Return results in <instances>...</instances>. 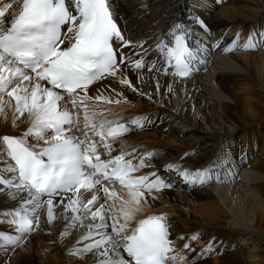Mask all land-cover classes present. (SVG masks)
Segmentation results:
<instances>
[{"label":"snow or ice","instance_id":"6c2138e0","mask_svg":"<svg viewBox=\"0 0 264 264\" xmlns=\"http://www.w3.org/2000/svg\"><path fill=\"white\" fill-rule=\"evenodd\" d=\"M19 5L11 13L13 3L0 6V101L4 95L14 100L15 112L28 123L22 133L0 134V199L9 202L0 208V223L19 233L0 231V248L18 246L24 234L40 228L45 213L47 224L63 223L61 235L79 232L70 254L91 264H181L184 253L176 249L163 215L133 223L140 205L171 184L156 173L136 175L147 167L143 155L112 143L131 126L143 128L148 118L109 119L95 102L120 101L103 92L88 95L90 86L128 67L123 49L134 47L117 22L114 0H19ZM189 37L183 23L175 24L157 38L156 61L144 59L146 49L132 51L135 69L189 77L198 71L200 54ZM244 47L264 48V32L253 33ZM118 82L139 91L129 79ZM101 148L117 154L101 159ZM223 163L213 159L203 168L176 170L189 183L203 185L220 180ZM117 183L129 190L132 203L121 201L114 211ZM184 249L194 251L189 243Z\"/></svg>","mask_w":264,"mask_h":264},{"label":"bare ground","instance_id":"6f19581e","mask_svg":"<svg viewBox=\"0 0 264 264\" xmlns=\"http://www.w3.org/2000/svg\"><path fill=\"white\" fill-rule=\"evenodd\" d=\"M7 3L15 5L10 13L20 6L19 0H3L0 6ZM114 7L134 47L123 49L128 67L115 79L94 84L88 95L103 92L120 101L95 102L109 119L148 118L143 128L131 126L130 134L112 143L116 149L134 148L145 157L142 171L155 172L171 184L154 191L146 206L140 205L133 223L163 215L170 238L189 264H264V48L244 47L253 33L264 32V0H114ZM180 22L193 46L199 45L198 71L182 78L136 70L132 51L146 49L144 59L156 61L157 38ZM120 79L131 80L139 91ZM3 108L9 109L4 117L12 118L7 123L0 118V134L22 133L28 123L15 112V101L4 95ZM215 154L227 159L217 169L220 180L192 184L176 170L206 167ZM104 158L110 155L102 148ZM116 191L114 211L121 201L132 203L128 189L116 186ZM8 207L9 202L0 199V208ZM62 232L60 220L47 224L41 213L40 228L31 232L37 241L32 250L30 245L8 244L0 248V264H91L86 257L70 254L79 232ZM185 243L194 251L185 250Z\"/></svg>","mask_w":264,"mask_h":264},{"label":"rangeland","instance_id":"374dc122","mask_svg":"<svg viewBox=\"0 0 264 264\" xmlns=\"http://www.w3.org/2000/svg\"><path fill=\"white\" fill-rule=\"evenodd\" d=\"M187 10V9H186ZM200 17V16H199ZM201 18V17H200ZM202 19V18H201ZM7 110H9V109H5V108H3V109H1L0 110V118H4V120H5V123H7L8 122V120H10L11 118H12V116H10L9 114H7L5 117H4V114L6 113V111ZM262 133H263V136L262 137H264V131H262ZM261 137V138H262ZM261 138H260V140H261ZM264 141V140H263ZM5 228V229H4ZM0 231H3V232H5V233H7V234H9V235H19V233H17L16 232V230H15V226H10L8 223H0ZM25 236H23V239L21 240V242H20V244L21 245H23V246H26V245H30L31 246V250H32V244H36L37 243V241L36 240H34V235L35 234H33V233H27V234H24ZM20 244L18 245V247L19 248H21V247H23V246H20ZM34 251H37V249L35 248L34 250H33V252ZM43 254H46V253H48V250H46L45 251V253L44 252H42Z\"/></svg>","mask_w":264,"mask_h":264}]
</instances>
